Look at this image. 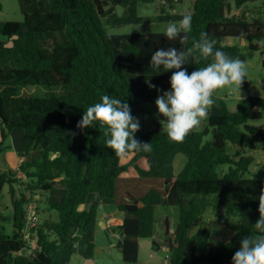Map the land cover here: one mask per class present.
<instances>
[{
    "label": "trees",
    "instance_id": "16d2710c",
    "mask_svg": "<svg viewBox=\"0 0 264 264\" xmlns=\"http://www.w3.org/2000/svg\"><path fill=\"white\" fill-rule=\"evenodd\" d=\"M17 1L22 21L0 22V152L8 148L3 131L23 132L18 151L23 159L17 168L25 181L10 167L0 171V192L7 184L11 197L13 229L9 236L0 224V264H69L76 244L91 257L100 205L116 199V180L131 165L142 178L163 180L164 190L149 188L118 205L123 219L111 231L118 235L124 264L137 262L138 240L152 237L156 208L167 206L176 207L178 214L166 264H232L241 239L258 235L255 224L264 216V180L245 177L254 161L249 152L264 149L263 131L247 123L263 117L264 97L240 98L234 111L220 100L218 112L209 113L204 128L192 130L182 143L170 141L166 131L139 129L135 138L151 143L153 150L131 154L127 165H120L106 146L103 128L81 130L77 125L83 112L105 94L128 103L135 117L143 103L155 102L169 90L172 71L155 75L150 69L152 54L161 48L190 53V64L184 66L189 73L212 62L195 47L203 34L228 56L243 62L250 58L264 47V21L245 18L244 6L253 0H232L236 9L242 8L235 17L226 9L230 0H194L187 13L171 12L175 0ZM140 4L158 5L155 20L165 24L191 15L192 31L183 42L169 41L163 32H106V26L145 21L137 15ZM229 38L246 45L224 43ZM31 87L41 96L23 92ZM206 135L209 140H204ZM177 155L185 160L174 176ZM138 160L146 161L147 168L139 167ZM225 164L226 172L218 173ZM16 185L22 187L17 197ZM27 192L33 201L45 196L47 211V217L29 229L31 245L22 233ZM207 207L214 214L223 208L226 216L239 217L228 225L230 238H211L203 220ZM7 218L0 212V220ZM152 246L158 248L155 241Z\"/></svg>",
    "mask_w": 264,
    "mask_h": 264
},
{
    "label": "clouds",
    "instance_id": "9594fccd",
    "mask_svg": "<svg viewBox=\"0 0 264 264\" xmlns=\"http://www.w3.org/2000/svg\"><path fill=\"white\" fill-rule=\"evenodd\" d=\"M191 31L192 16L184 15L179 21L169 22L163 35L169 41L179 38L183 42ZM215 45L216 41L209 39L207 34H203V38L196 42L195 47L202 56L206 60L211 58L212 62L191 73L184 67L190 64V53L186 54L182 49L161 48L151 56L150 69L155 75L172 71L169 90L163 91L155 101L158 110L156 116L164 118L160 123L172 142L182 143L192 130L209 118L219 90L227 89L233 95L247 78L244 62L228 56ZM77 127L81 130L103 128L108 137L106 146L120 159L133 153H150L153 150L151 143H143L135 138L140 129V120L132 115L128 103L106 94L100 98V102L83 112ZM255 227L258 235L241 239L232 264H264V216L260 217Z\"/></svg>",
    "mask_w": 264,
    "mask_h": 264
},
{
    "label": "rangeland",
    "instance_id": "374dc122",
    "mask_svg": "<svg viewBox=\"0 0 264 264\" xmlns=\"http://www.w3.org/2000/svg\"><path fill=\"white\" fill-rule=\"evenodd\" d=\"M264 0H259L256 3H253L254 8L257 10V16L264 20V5L262 4ZM187 3H190V0L186 1ZM184 3L175 2L174 9L177 10V13H180V10L182 8V5ZM187 7L191 8L188 5ZM186 7V10H187ZM158 8L159 6L152 5V4H140L137 7V15L140 17H143L145 21L132 25V26H116V27H109L106 26V32L108 34H125V33H148V32H163L166 28L167 24L163 22H158L155 20L156 15L158 14ZM172 12V11H171ZM23 15L20 12L19 9V3L17 0H0V22L3 21H22ZM238 40V39H237ZM235 41V43H238L237 45L241 46L240 48H244L246 43L243 41ZM240 42H243L245 45L240 44ZM233 43V44H235ZM246 50V49H244ZM264 58V50L262 51V55L260 51H255L252 53L251 57L246 59L244 61V64L246 66L247 70V78H245L241 84L240 90L237 89L235 94H231L229 90L222 89L219 90L216 94L215 103L212 106V108L215 105L219 106L220 100H224L227 103L228 108L231 111H234L235 104L240 98H244L250 95H260L264 97V83H261L259 81L260 75L264 71L260 65L261 59ZM263 76V75H262ZM262 78V77H261ZM25 94H32V95H38L41 96V91L37 90L33 87L26 88L23 91ZM211 108V109H212ZM157 108L155 105V102H145L141 105L139 108V111H137L135 117L139 118L140 120V130L143 131H150L154 125L158 126V130L160 131H166L165 128H163L162 124L160 123L161 120L164 118L160 116L157 118ZM217 112V111H216ZM206 120H204L197 128L194 130L201 131L205 126ZM248 124L258 126L264 133V118L258 120H248ZM5 134L3 144L4 146H7L8 148L4 151L0 152V166L3 165V158L4 160H7V157L5 155H8L9 157L13 158V165L6 164V168L10 167L12 170H14L18 177L21 178L22 182L25 181V178L23 175L18 171L19 166V158L21 157L18 153L19 148L21 146V142L23 139V132L22 131H3ZM0 135H1V129H0ZM15 135V139L14 136ZM210 135H206L204 137V140H209ZM241 151H244L242 149ZM7 152H10L7 154ZM12 152V153H11ZM250 155L254 157V161L248 166L249 171L245 174L246 178H253L256 180H264V149L261 147H257L254 150H251L249 152ZM37 156V154L35 155ZM131 156L129 155L125 159H120V165H127L128 161L130 160ZM8 161V160H7ZM144 160H138L137 165L141 168H143L142 162ZM184 162V156L183 155H177L175 156L173 160V175L175 176L182 168ZM228 165H222L218 169L219 172H226ZM116 184L119 188V191L117 193L116 198L119 200V197H123L125 192H129L131 195L137 197L140 195H144L149 188H156L159 191L164 190V181L161 179H155V178H142L140 177L136 171L130 167L127 166L125 171L120 174V176L116 180ZM20 189L22 190V187H19L16 185V191L15 196L17 197V194L20 192ZM25 189V188H24ZM30 193H34L33 191H28ZM27 192V197L30 199V194ZM45 196L41 195V197L35 201L34 199H30L29 202L32 203V205H35L37 207V214L39 216V219H43L44 217H47V211H46V205H45ZM34 203V204H33ZM29 203L26 205V210L28 211ZM175 209V217L177 216V208ZM212 207H207L205 212L203 213V220L207 224L208 227L211 230V238L212 239H228L230 236L227 235H221L219 232H225L226 234L229 233V227L228 225H232L239 219L238 216H226L224 209H218L216 213L214 214L211 211ZM0 212L3 213V215L8 216L7 219L0 220V224L2 225V231L11 236L13 229L11 226V197L8 193V185L5 184L2 191L0 192ZM49 216V215H48ZM49 217H52L50 215ZM170 224H173V219L170 217ZM220 219V220H217ZM176 220V219H175ZM221 224V225H220ZM257 230V229H256ZM258 232V230H257ZM217 233V234H215ZM215 234V236H214ZM232 234V231L229 233ZM99 235V234H98ZM107 244V239L104 240V245ZM97 251H102V247L100 244L97 243ZM96 251V249H95ZM99 261L102 262V264H124L121 260V254L116 250L115 248H112V253L108 256H99ZM205 264V263H202Z\"/></svg>",
    "mask_w": 264,
    "mask_h": 264
},
{
    "label": "crops",
    "instance_id": "0c3cea01",
    "mask_svg": "<svg viewBox=\"0 0 264 264\" xmlns=\"http://www.w3.org/2000/svg\"><path fill=\"white\" fill-rule=\"evenodd\" d=\"M187 0H175V2H179V3H184L182 5V8L180 10V13H187L190 12V8L187 7L188 5L190 6V4L192 5L194 0H190V3L186 2ZM259 0H253L248 2L245 6L244 9L246 10L245 12V18L252 20V19H259L261 21H264L263 19L259 18L257 16V10L254 8L253 3L258 2ZM175 2L171 5V11L172 12H178L177 10L174 9L175 6ZM264 5V1L262 3ZM187 7V10H186ZM228 7V13L232 16L235 17L238 14L241 13L242 8L240 9H236L235 8V3L234 1L230 0L227 5H226V9ZM224 43L226 44H230L232 45L233 43H235V41H233V39L229 38L226 39L224 41ZM240 44L245 45L243 42H240ZM264 50V47L261 48L259 51L261 52L262 55V51ZM264 60V58L261 59L260 61V65L262 67V61ZM263 69V67H262ZM264 71V69H263ZM263 73L260 75V79L259 81L261 82V77H262ZM262 83V82H261ZM260 96V95H258ZM239 100V99H238ZM218 112V105H215L210 113L212 114H216ZM263 118H264V112H263ZM14 139L16 138L15 135ZM10 152H7V154ZM12 153V152H11ZM5 157H7V160H4L3 158V165L0 166V171L5 170L6 168V164L8 163L9 165L15 166L13 165V158L9 157L8 155H5ZM23 159V157L19 158V161L21 162V160ZM131 160V158H130ZM185 160V159H184ZM6 163V164H5ZM184 163V162H183ZM143 168H147V163L146 161L142 162ZM183 166V165H182ZM130 167H133V165H131ZM141 196V195H140ZM36 198H38V195H35ZM135 196L131 195L129 192H125L123 197H119V200H117L118 198H116L113 202H109V203H102L100 205V210H99V218H98V229L96 230V240H95V248L93 250V254L91 257H87L85 255V248L82 247L80 244H76L75 245V249H74V253L72 255V258L69 262V264H102V262L99 261V256H108L112 253V248H115L116 250L119 251L118 247L116 246V238H117V234L111 231V228L116 227L119 223H121L122 219H123V211L119 210L118 205L121 203H129L132 202ZM139 196L135 197L138 198ZM135 202H137L136 200H134ZM176 207L174 206H167V207H157L156 208V222H155V226L153 229V235L151 238H147V239H139L138 240V259L137 262H145L146 264H166V255H167V251H168V240L173 238V231L174 228L176 226L177 223V216L175 217V209ZM177 210V209H176ZM177 214H178V210H177ZM170 217H172L173 224H170ZM176 219V220H175ZM217 220H220L217 218ZM221 225V224H220ZM106 230L109 231V234H106ZM111 231V232H110ZM231 230H229L230 233ZM194 232V230H193ZM229 233H225V232H219V234L221 235H227V236H232V234L230 235ZM75 235L79 234L78 229L75 230L74 232ZM99 234V235H98ZM217 234V233H215ZM214 234V236H215ZM105 238L107 239V244L104 245V240ZM214 240H223V239H214ZM227 240V239H225ZM155 241L158 245V248H154L152 246V242ZM97 243L101 245L102 247V251L98 252L97 250ZM96 249V251H95ZM121 254V253H120ZM122 260V259H121Z\"/></svg>",
    "mask_w": 264,
    "mask_h": 264
},
{
    "label": "built area",
    "instance_id": "2783aa9c",
    "mask_svg": "<svg viewBox=\"0 0 264 264\" xmlns=\"http://www.w3.org/2000/svg\"><path fill=\"white\" fill-rule=\"evenodd\" d=\"M29 210L26 212V220H25V225L22 228V233H23V240L27 245L33 244L32 240V234L29 232V229L34 227L38 223V215H37V210L36 206L32 205L31 202H29ZM34 204V203H33Z\"/></svg>",
    "mask_w": 264,
    "mask_h": 264
},
{
    "label": "water",
    "instance_id": "95a60500",
    "mask_svg": "<svg viewBox=\"0 0 264 264\" xmlns=\"http://www.w3.org/2000/svg\"><path fill=\"white\" fill-rule=\"evenodd\" d=\"M227 11H228V7H227ZM229 12V11H228ZM151 132H155V131H158V126L157 125H154V127L150 130ZM188 234H189V231H188ZM28 252L30 253L31 250H28ZM135 264H146L145 262H136Z\"/></svg>",
    "mask_w": 264,
    "mask_h": 264
}]
</instances>
